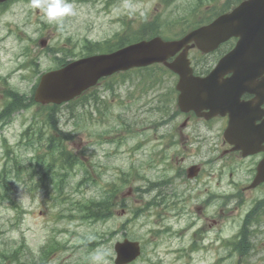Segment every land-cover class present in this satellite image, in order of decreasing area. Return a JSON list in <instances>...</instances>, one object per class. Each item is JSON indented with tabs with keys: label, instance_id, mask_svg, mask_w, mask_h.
I'll list each match as a JSON object with an SVG mask.
<instances>
[{
	"label": "rangeland",
	"instance_id": "1",
	"mask_svg": "<svg viewBox=\"0 0 264 264\" xmlns=\"http://www.w3.org/2000/svg\"><path fill=\"white\" fill-rule=\"evenodd\" d=\"M207 1L214 4V0ZM72 3L76 15L66 17L62 28L47 22L41 10L31 7V0L6 6L0 15V107L5 100L2 93L7 88L29 96L39 71L53 65L50 54L38 43L40 37L48 38L49 47L67 48L80 54L85 48L84 39L95 42L110 38L123 28L125 19L135 30L143 20H162V29L166 30L174 19L184 14L182 3L166 4L161 0H72ZM3 78L9 87H5ZM120 78L121 74L116 75L110 82ZM130 79L131 84L122 82L116 87L119 95L108 93L105 87L101 90L103 102L99 110L103 114L96 113L94 105L84 110L80 100L57 108L58 125L73 134L72 139H64L65 148L85 163L69 170L58 187L54 177L38 185L33 183L37 180L36 174L31 178V173L43 168L34 156L35 152L41 155L45 151L39 146L45 143L47 127L41 130L42 144H34L36 151L25 145L26 139L22 138L26 126L42 121L38 119L43 117L42 107L30 102L0 127V172L7 145L24 164L22 181L14 176V164L11 168L7 166L12 177L6 180L7 187L0 179V264H115L114 244L124 238L138 240L142 246L140 257L127 264H264V227L253 230L258 241L255 255L240 257L225 246L229 241L222 238L233 236L244 212L251 207L248 201L252 207L264 204V187L249 193L246 185L250 175L244 173V166L238 165L227 168L226 173L231 171L232 180L241 183L243 189L239 192L229 185L226 174L220 180L222 185H206L215 208L228 206L221 234L217 233L216 224L220 219L215 221L217 215L212 214L213 209L210 213L208 210L207 217L204 213H195L191 182L185 175H176L175 162L168 158L176 151L189 153L181 163L183 167L196 160L191 158L203 156L209 148L203 145L202 139L215 135V128L208 131L202 127H186L185 134L194 139L187 147L172 140L165 144L160 137L167 130L147 126L161 120L157 109L162 107L154 98L170 83L162 77L164 82L149 90V82L144 81L142 73H135ZM101 88L102 85L98 89ZM130 98L134 100L129 102ZM118 123L129 125V130L116 127ZM30 133L33 134L28 142L38 138L36 127ZM170 162H174L172 168ZM162 179V193L156 199L159 204L154 205L157 207H145L137 212L146 205L150 195L133 193L132 187ZM228 186L232 193L230 200L225 201L220 192H225ZM108 194L113 201V215L103 221L85 218L83 202L99 200ZM241 203L244 204L240 206ZM254 221L264 225L263 207L258 213L250 214L247 226ZM201 234L206 235L203 240L198 239ZM208 237H213V241L209 242ZM53 238L55 249L40 253V248L52 243ZM95 256L99 259H94Z\"/></svg>",
	"mask_w": 264,
	"mask_h": 264
},
{
	"label": "water",
	"instance_id": "2",
	"mask_svg": "<svg viewBox=\"0 0 264 264\" xmlns=\"http://www.w3.org/2000/svg\"><path fill=\"white\" fill-rule=\"evenodd\" d=\"M261 9H264V0H245L230 13L219 16L205 28L203 27L182 40L168 42L156 37L130 44L110 53L74 60L64 67L44 73L35 89L34 99L41 103H60L69 100L85 88L95 84L100 76L131 66L164 60L183 41L192 38V36L194 38L196 36L200 48L209 50L229 36L238 35L239 39L235 47L223 57L216 69H219L222 63L229 62L230 65H234V69L241 73V76L235 72L234 76L220 84L218 79L212 78L215 70L206 78L186 81L183 79L177 84V88L180 90L178 100L180 105L183 102L184 104L190 103L214 108L218 112L228 110L234 114L235 111L238 114H249L248 107L250 106L242 107L243 104H239L236 93L245 90L247 85L253 84L254 78L259 75L263 77L255 84L264 92V29L259 32L254 30L264 21V16L260 13ZM180 59L183 60V57ZM180 62L179 59H176L168 65L181 77H186L190 70ZM259 91L257 89L254 92ZM253 107L256 105L254 104ZM246 124H249L248 120ZM261 126L240 127L242 131L239 127H228V130L236 131L238 129L239 139L245 134L247 139L245 143H253L259 139L255 136L256 140H250V134L255 132L264 134V122ZM236 141L238 142V140ZM238 147L243 148L244 146L239 143ZM259 181H264V157L257 165L253 184ZM115 250L116 264L131 261L140 252L138 242L127 239L117 242Z\"/></svg>",
	"mask_w": 264,
	"mask_h": 264
},
{
	"label": "flooded vegetation",
	"instance_id": "3",
	"mask_svg": "<svg viewBox=\"0 0 264 264\" xmlns=\"http://www.w3.org/2000/svg\"><path fill=\"white\" fill-rule=\"evenodd\" d=\"M126 24L128 25V22H124V25ZM117 33L118 31L115 32V35ZM62 53L63 52H61L60 55L56 53L54 56H57L56 59L58 57L61 58ZM168 79H169L168 81H170V86L172 87L165 88V90L163 92H160L158 95V103L162 108L157 110L162 114V117L160 118L161 120L157 119L155 123L153 124L149 123L147 127L152 126L157 129L159 127H162L164 130H167V133H162L160 137L161 139L164 140L165 144H167L170 140H172L175 144L177 145L180 144L183 147H187L188 143L194 141L193 138H190L187 134H185L184 130L186 127H192L193 129L202 127L208 131L210 130L211 127L213 129L215 128L216 130L215 135H212L210 137H205L204 139H202V141H204L203 145L209 148V150L203 156L201 155L200 157L191 158V159L196 158V160L190 161L188 164H186L183 167L181 163H183L186 158L184 152H181V154L176 152L174 155L170 156L171 160L174 159L176 160L174 166L175 169L179 170L178 176L185 175V179L191 182V193L193 192L192 199H195V204H196L195 213L196 212L204 213V215H206L207 217L208 210L210 213L211 210L213 209L214 213L212 214L215 215L216 213L214 209V198H211L210 192L206 188V185H216V186L222 185L220 180L226 174L227 179L229 180V185H232L237 192L239 190H242L243 187L241 183L238 181H233L232 172L229 171L228 173H226V169L234 165L244 166L245 167L244 173L250 175L247 177L250 180L252 179V176L255 173V166L257 164V161L263 155V152H258L255 154H248L246 156H243L240 150L234 149L233 144H230L227 140H225L223 131L228 125V121H229L228 114H224V115L215 114L213 116L206 118L204 115L198 114L194 110L183 111L177 109V107H175L176 102L173 103V105L171 104L169 110L165 109L166 100L167 99L175 100L177 95V92L174 91V84L177 80V76L171 75V77H169ZM153 83L158 84L160 83V81H153ZM253 97H254L253 94L245 92L240 95L239 99L248 101ZM130 100L133 101L134 99L131 98ZM261 108L264 109V102L261 105ZM203 111L205 110H199L198 112L201 113ZM168 112L169 114H167ZM179 117L180 119L177 120ZM263 117L264 114L261 116L260 119L256 120V124ZM166 127H168V129ZM194 163L198 165L199 171L195 177L189 178L186 175V168ZM252 190L253 189H248V192L250 193ZM231 193H232L231 188L229 186L225 189V192L222 191L220 192V194L226 200L227 199L230 200ZM248 204L251 205V201H248ZM225 215H226L225 208L224 207L218 208L217 219H215V221L218 222V220L220 219V222L216 224V226L218 227L217 233L219 234H221V229L223 227Z\"/></svg>",
	"mask_w": 264,
	"mask_h": 264
},
{
	"label": "trees",
	"instance_id": "4",
	"mask_svg": "<svg viewBox=\"0 0 264 264\" xmlns=\"http://www.w3.org/2000/svg\"><path fill=\"white\" fill-rule=\"evenodd\" d=\"M145 26V25H143ZM136 33H134L133 37H138L139 34H141V36H145L148 35L146 33H139V31H135ZM122 40V39H121ZM110 40H107L106 42H104V44L100 45V43H94L92 45H89L87 47V50L90 49H96L98 50L101 47H106L108 48L110 43ZM63 61V60H62ZM7 96L10 97V100L8 99L6 107L4 108L3 112L5 113V115L7 117H9V115H11L12 112L19 110L20 108H24L28 106V103L30 102L31 98L26 97L25 95H21L16 91L13 90H8L7 91ZM46 108H50L47 109L48 111L45 113V121L44 123L46 124V126L48 127H52L55 132L58 131V127H57V117L55 116V114L53 115L54 111V106H46ZM48 116V117H47ZM37 124V123H35ZM35 124H30L27 127H34ZM36 127H38L36 125ZM30 128H27L23 131L22 133V137L26 139L25 144L28 146H33L34 145V141L28 142L27 140L31 137L30 133H27V131ZM73 135L69 132H66L65 134L62 133V135H50L49 137L46 138V145L49 149V154L52 158V160L54 162H57L61 167H66L65 164H67L68 168H72L74 165H77L80 160L77 158V155H73L70 151H67L65 148V145L63 144V138H66L67 140L72 139ZM32 140V139H31ZM6 160L9 164L8 167H12V165L14 164V168H15V177H19L21 173V171L23 170V163L19 162V160H17L14 155H12L11 150L9 148V146L6 147ZM40 157V156H39ZM38 160H41V157L38 158ZM43 161V159H42ZM44 165V162L42 163L41 161H39L38 165ZM48 163H45V166H47ZM7 166V165H5ZM48 167L46 170H43V174L40 176V181L48 179L49 176H46V172L47 171H52V169ZM8 173V171H7ZM36 173V172H35ZM33 173V174H35ZM32 175V173H31ZM54 173H53V177H54ZM33 177V175H32ZM56 177V176H55ZM21 180H23V177L20 178ZM57 181H61L62 180V176H58L56 177ZM8 186V183L5 184V187ZM110 201L108 197H105L103 200H95V199H90L88 201L83 202L82 205V210L85 212L86 217L92 218V219H102L104 218L106 215H108L110 213L109 207H110ZM35 264V263H34Z\"/></svg>",
	"mask_w": 264,
	"mask_h": 264
},
{
	"label": "clouds",
	"instance_id": "5",
	"mask_svg": "<svg viewBox=\"0 0 264 264\" xmlns=\"http://www.w3.org/2000/svg\"><path fill=\"white\" fill-rule=\"evenodd\" d=\"M31 7L41 10L47 22L56 24L58 28L63 27L66 17L76 15L72 0H31ZM94 259H99V256Z\"/></svg>",
	"mask_w": 264,
	"mask_h": 264
}]
</instances>
